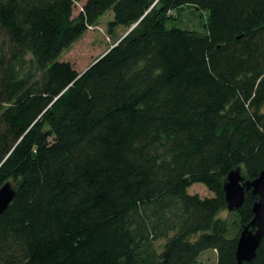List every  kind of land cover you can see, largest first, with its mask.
Masks as SVG:
<instances>
[{
  "label": "trees",
  "instance_id": "16d2710c",
  "mask_svg": "<svg viewBox=\"0 0 264 264\" xmlns=\"http://www.w3.org/2000/svg\"><path fill=\"white\" fill-rule=\"evenodd\" d=\"M81 1L0 0V264H264L236 258L258 196L223 188L264 170V0ZM110 9L102 55L57 60Z\"/></svg>",
  "mask_w": 264,
  "mask_h": 264
},
{
  "label": "rangeland",
  "instance_id": "374dc122",
  "mask_svg": "<svg viewBox=\"0 0 264 264\" xmlns=\"http://www.w3.org/2000/svg\"><path fill=\"white\" fill-rule=\"evenodd\" d=\"M85 0L77 3L74 15H77L82 8ZM176 18L167 21V27H177L180 29L205 31L207 12L197 10L192 6H184L176 9ZM113 10H108L100 17L96 27H90L88 31L68 49L64 50L57 58L59 61L70 62L77 72L85 70L97 57L102 55L125 31V28L119 26L112 32L107 29L108 22L113 20ZM188 192L198 193L202 196L210 195V191L202 183H195L188 188ZM212 195V193H211ZM222 216H226L224 213ZM206 264H213L208 261Z\"/></svg>",
  "mask_w": 264,
  "mask_h": 264
},
{
  "label": "water",
  "instance_id": "95a60500",
  "mask_svg": "<svg viewBox=\"0 0 264 264\" xmlns=\"http://www.w3.org/2000/svg\"><path fill=\"white\" fill-rule=\"evenodd\" d=\"M132 26L127 33L133 28ZM114 47V46H112ZM225 200L229 211L239 210L245 200V192L251 190L258 196L253 205V219L240 233L236 258L238 263L251 261L264 238V170L254 179H247L237 167L229 172L224 183ZM16 195V187L7 181L0 187V216L11 204Z\"/></svg>",
  "mask_w": 264,
  "mask_h": 264
}]
</instances>
